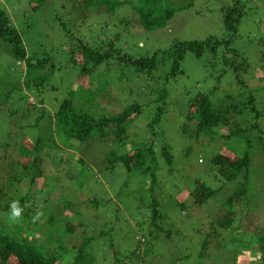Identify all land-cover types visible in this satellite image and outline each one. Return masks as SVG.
Here are the masks:
<instances>
[{
	"label": "rangeland",
	"instance_id": "1",
	"mask_svg": "<svg viewBox=\"0 0 264 264\" xmlns=\"http://www.w3.org/2000/svg\"><path fill=\"white\" fill-rule=\"evenodd\" d=\"M5 1L0 2V7L6 10L13 25L21 32L30 59H48L50 69H55L44 92L27 93L33 100L26 102L22 88L14 91V96L22 104L13 109L11 100L12 103L7 102L5 105L8 108L5 111L2 109L3 114H0L1 141L12 124H34L41 110H45V118L36 128L27 131L49 139L48 150L57 151L50 163L42 167V177L36 179L29 192L25 209L30 217L36 218L33 225L29 224L34 229L39 225L45 229L44 223L49 222V238L57 242L53 243L54 248L60 249L66 258L73 253V248L80 245L83 237L91 239L89 248H94L95 264H264L259 255L253 252L255 248L247 251V244L251 245L253 239L252 234H247V226L256 225L255 221L251 222L252 219L247 225V215L248 218L253 215L255 220L254 216L264 209V134L261 144L253 146L250 151L251 168L243 202L237 201L233 208H229L227 199L246 181L241 177L236 181H225L211 165V159L225 152L230 158L242 156L247 152V138L244 135L227 138L229 131L226 128H213L195 137L196 125L192 120H187L190 97L184 94L185 88L191 92V96H195L199 93L210 95L209 91L215 87L217 93L210 98L211 101L241 93L233 76L229 75V69L219 61L222 47L216 56L209 53L211 61L206 58L209 54L199 60L188 54L182 63L184 77L156 85L159 90L164 83L168 92L165 113L156 128L163 134L156 143L159 149L162 145H168L173 159L169 165L157 156L158 182L154 194H150L146 187L145 178L148 177L141 176L139 172L127 173L120 164L110 170L106 156L112 151L122 155L124 149L107 145L95 137L88 143L69 140L52 121L53 114L61 101L66 100L69 91L78 94L80 84L84 88L93 84L91 89H102L96 90L99 95L94 102L86 99L89 104H85V100L82 103L75 100L83 112L98 118L119 113L133 103L142 104L140 115L127 127V141L134 144L146 141L147 124L158 107L154 102L156 93L150 92L154 82L152 84L147 77L136 75L128 70L129 67L113 62H110V69L103 64L86 79L80 77L78 67L71 60L70 38L82 37L85 42L95 44L104 39L107 33H118L115 42L117 48L134 58L149 57L155 52L168 50L175 41H205L210 37L227 39L221 10L231 5L233 0H133L135 6L152 12V18H162L168 9L174 12L163 27L150 31L134 25L122 27L123 21H128L127 17L131 16L133 21L134 16L132 11L128 13L127 7L119 6L117 0H103L104 4H113L114 9L110 13L104 11V6L95 7L94 10L89 8L98 11V15L87 16L78 25L76 20H71L70 25V14L67 16L63 8L65 1L46 0L38 12L30 8L34 0ZM243 3V17L230 48L248 63V71L241 78L249 83L255 94L257 108L263 115L260 124L264 133V0H244ZM86 14L88 11H85ZM9 49L6 43L0 42V94L13 90L20 83L26 67V62L18 64L11 58ZM223 70H226V75L216 83V76ZM46 71L47 67L42 71L43 75ZM164 71L166 73L167 69L161 67L158 73L163 74ZM38 72L35 75L41 76ZM104 83L107 86H103ZM39 100L43 101L42 105ZM97 105L100 109L96 108ZM8 112L14 115L11 119ZM184 125L187 133L182 132ZM28 136L32 138L33 135ZM53 140L59 148L53 147ZM79 159L83 162L79 163ZM62 161L65 164H60ZM1 171L5 181L14 175L0 161ZM196 181L214 191V195L201 204H197L189 194L194 190ZM6 183L11 186V182ZM19 188L22 193L30 189L27 182L20 184ZM21 192L11 189L7 200L24 196ZM154 199L165 218L159 222L163 231L152 236L149 232L152 229L150 217ZM43 205L50 213L54 206L59 210L51 216L41 211ZM228 211L232 212L235 226L213 232L214 223ZM48 217H51L50 221H46ZM67 223L75 229L72 234L62 227ZM31 229L27 236L32 235ZM23 230V227L17 226L9 230L5 228L17 241V236ZM49 252L52 253L51 249Z\"/></svg>",
	"mask_w": 264,
	"mask_h": 264
},
{
	"label": "trees",
	"instance_id": "2",
	"mask_svg": "<svg viewBox=\"0 0 264 264\" xmlns=\"http://www.w3.org/2000/svg\"><path fill=\"white\" fill-rule=\"evenodd\" d=\"M45 1L46 0H34V3H30L31 10L33 12H38ZM60 1H65L63 8L67 16L70 14V25L71 20H76L78 25V22H83L84 18L87 16L93 17L98 15V11H92L89 8L94 10L96 9L95 7L104 6V11L106 13H110L114 9L113 4H104L103 0ZM117 1L120 5L118 3H115V5H124L127 7L126 10L129 11L128 13L132 11L134 16L133 21H131V16L127 17L126 20L128 21H123L122 27L134 25L144 28L147 31L159 29L172 18L174 13L172 10L168 9L162 18H152V12H146L138 6H135L133 0ZM243 1L244 0H233L231 5L221 10L223 26L228 34L227 39L219 40L210 37L205 41H175L168 50L155 52L149 57L134 58L124 53L121 49H118L115 44L117 40L116 34L118 33H107L104 39L95 44L85 42V39L82 37L70 38L72 40V48L70 49L71 60L72 63L78 67L80 77H85L86 79V76L91 75L103 64H106L110 69V62H113L118 66L124 65L129 67L130 69L128 70H132L136 75L140 74L147 77L152 84L154 82L150 92L151 94L156 93L155 96L157 97L154 102L158 107L152 120L147 124L148 138L146 141L140 144L127 141V127L135 117L140 115L143 108L142 104L133 103L119 113L98 118L92 117L89 115L90 113L83 112L80 104L77 105L75 100L78 99L81 103L85 100V104H89L86 103V99H90L91 102H94L96 96L99 95V92L96 90L100 91L102 89H91L93 84H88L85 88L80 84L78 94H75L76 92L74 91H69L67 93L68 96L66 100L61 101L58 110L52 116L53 125H55L60 133L63 132L69 140L88 143L92 137H95L97 140L100 139L107 145H116L117 148L124 149L125 153L122 155H118L112 151L106 156V162L108 166H110V170H112L115 165L120 164L127 173L139 172L141 176L148 177L145 178L147 180L146 187L150 194H154L158 182V176L156 174L157 156L162 157L169 165L172 163L173 159L168 145H162L159 149V145L156 143L163 134L156 131V128L160 123L161 117L165 113L164 105L168 97L167 86H164V83H162V89L158 88L159 90H157L156 85L158 82L163 81L169 83V81L176 80L178 77H184L182 63L188 54L199 60L203 59V57L209 53L216 56L219 48L222 47L223 51L221 56H219V61L224 67L229 69V75L233 76L236 86L240 88L241 93L239 95L229 94L222 99L216 98L215 101H211L210 98L216 95L217 88L213 87V89L209 91L210 95L199 93L195 96H191V92L185 88L184 94L190 97L188 101L187 120H192L196 125L193 133L195 137L213 128H226L227 131H229L227 138L243 135V137L247 138V152L242 156L238 157L236 155L235 158H230L228 152H225L211 159V165L225 181H236L239 177L246 181L241 183L243 184L242 188L239 186L237 187V190L227 199L226 205L229 208H233L234 203L236 204L237 201L243 202L242 198L246 193L251 168L250 151L253 146L261 144L264 134L260 124L263 115L257 108L255 94L250 89L249 83H246L241 78V76L248 71V63L241 58L236 50L230 48L237 37L238 27L243 17ZM0 2L4 3L6 1L0 0ZM85 11H88V14L85 15ZM125 15L126 14H124L123 17H125ZM124 22L126 24H124ZM64 28H66V24ZM0 42H4L9 46L11 58L17 61L18 64L19 62H26V67L21 74L20 83L16 84L13 90L9 89L0 94V114H3L1 111L8 108L5 105L7 102L11 104L12 102L10 101H13V105L11 106L13 109L22 104V102L19 103L16 96H14V91H18L22 88L26 102L29 99L33 100L27 93L32 94L33 92L41 94V92H44V90H46V84L53 76V71L55 69L54 67L50 69V60L48 59H41L38 61L30 59L22 41L21 32L13 25L10 16L3 7H0ZM210 54L206 58H209L211 61L212 56H210ZM46 67L48 71L43 75L42 71L46 69ZM161 67L166 68L167 72L165 73L164 71L163 74H159L158 71L161 70ZM36 71H40L38 73H41V76H36ZM224 75H226V70H223L216 76V83L220 82ZM103 86L107 85L105 84ZM39 104L42 105L43 101L39 100ZM96 108L100 109V106L97 105ZM7 114L10 119L14 116L9 112ZM45 114V110H41L34 124L28 123L21 125L20 122H18L19 124L15 123V125L12 124L10 131H8L0 141V161L5 163L7 169L14 173L13 176L10 175L7 177L5 181L3 171L0 172V176L2 177L0 179V264H63L62 260H64L65 264H95V258L93 257L94 248H89L92 243L91 239L83 237L80 245L77 248H73L75 249L72 251L73 253L66 258L64 254L61 253L60 249L54 248V244L57 242L54 241L52 237L49 238V233H47L51 230L49 222L44 223L45 229L40 225L38 226L39 228L34 229L29 224L32 223L33 225L36 221V218H34V216L30 217L29 211L25 209L26 201H28L29 198V192L36 182V179L42 177L44 170L42 167H46L48 163H50L51 157L55 152L57 154L56 149L48 150L47 142L49 139L40 134L36 136L35 133L33 134L27 131L29 128H36L38 123L45 118ZM245 123H247V125H245ZM182 132L187 133L186 125L182 127ZM28 135L33 136L30 138ZM250 138H252V141H250ZM53 143L54 148H59L55 140H53ZM20 159L23 160L21 161ZM24 161L28 163L23 164L22 162ZM78 162L82 163L83 161L79 159ZM62 163L65 164L63 161L60 162V164ZM6 182H11V186H7ZM26 182L30 189L22 193L19 186ZM11 189L16 190L18 193L21 192L24 196L8 201L7 195ZM189 194L197 204H201L208 198H211L214 195V191L196 181L194 190ZM14 202H18V206L21 209L18 217H13L12 205ZM46 207L47 206L43 205L41 211L51 216H53L54 212L56 213V211L59 210L54 206L50 213L49 209H45ZM259 211L260 214L254 216L255 220H253V215L251 218H248L247 215V225L250 219H252L251 222H256V225L247 226V234L250 233L253 235L252 244H247V251H253L252 248H255L253 252L259 255L258 257L264 261V209ZM34 212L36 211L34 210ZM151 213L150 226L152 229L149 235L153 236L163 231V226L159 225V222L165 218V214L159 208L158 202L155 199L152 201ZM232 217L231 211L225 212L222 217L214 223L212 231L217 232V230L223 231L231 229L232 226H235ZM50 218L51 217H48L46 221H50ZM14 226L24 228L23 232L17 236L18 241L15 239L14 235L5 231L6 227L9 230V228ZM62 227H64L69 234L75 231L69 223H67L66 226L64 224ZM30 228H32L31 231H33L32 235L27 236L26 234ZM39 230L45 232L37 233ZM138 240L141 243L144 242L143 239ZM51 244H53V247H50ZM49 249H51V254L50 252L49 254L47 253ZM249 253L250 252H247V254ZM57 255L60 256L57 257ZM67 259H69L68 262L66 261Z\"/></svg>",
	"mask_w": 264,
	"mask_h": 264
},
{
	"label": "clouds",
	"instance_id": "3",
	"mask_svg": "<svg viewBox=\"0 0 264 264\" xmlns=\"http://www.w3.org/2000/svg\"><path fill=\"white\" fill-rule=\"evenodd\" d=\"M21 209L18 206V202H14L12 205L13 217H18L20 215Z\"/></svg>",
	"mask_w": 264,
	"mask_h": 264
}]
</instances>
